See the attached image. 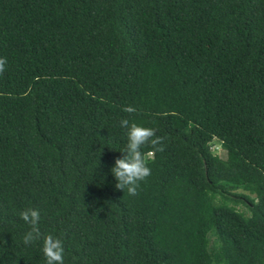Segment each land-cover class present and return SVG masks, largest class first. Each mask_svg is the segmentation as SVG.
<instances>
[{"label":"trees","instance_id":"trees-1","mask_svg":"<svg viewBox=\"0 0 264 264\" xmlns=\"http://www.w3.org/2000/svg\"><path fill=\"white\" fill-rule=\"evenodd\" d=\"M0 57V264H45L29 207L64 264H264V0H0ZM122 118L165 138L136 196Z\"/></svg>","mask_w":264,"mask_h":264},{"label":"clouds","instance_id":"clouds-1","mask_svg":"<svg viewBox=\"0 0 264 264\" xmlns=\"http://www.w3.org/2000/svg\"><path fill=\"white\" fill-rule=\"evenodd\" d=\"M5 67L6 58L0 57V74L5 71ZM123 111L132 114L137 109L133 105H128L123 108ZM119 127L125 130L126 144L121 151L124 154L115 159L110 172L116 180L117 189L123 192L126 190L128 195L136 196L139 194L141 183L151 175V168L148 166L149 157L155 152L164 150L165 138L157 135L156 129L130 122L127 118L120 119ZM145 147H150L152 152L142 151ZM18 215L29 226L21 237L22 243L25 246H32L42 242L41 252L45 264H64V242L52 234L42 233L39 227L41 219L39 210L29 207L21 210Z\"/></svg>","mask_w":264,"mask_h":264},{"label":"rangeland","instance_id":"rangeland-1","mask_svg":"<svg viewBox=\"0 0 264 264\" xmlns=\"http://www.w3.org/2000/svg\"><path fill=\"white\" fill-rule=\"evenodd\" d=\"M209 144L211 146V150L213 153H217L220 156L225 158V150L222 147V145H220V141L217 138L213 137ZM237 208H238V210H243V211H245V209H246L242 205H238Z\"/></svg>","mask_w":264,"mask_h":264}]
</instances>
